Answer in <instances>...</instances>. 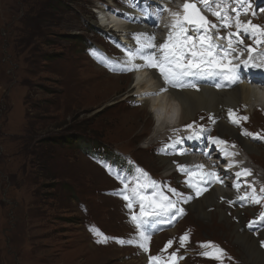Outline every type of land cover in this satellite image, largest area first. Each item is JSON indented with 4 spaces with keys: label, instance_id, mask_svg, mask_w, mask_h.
Wrapping results in <instances>:
<instances>
[{
    "label": "rangeland",
    "instance_id": "1",
    "mask_svg": "<svg viewBox=\"0 0 264 264\" xmlns=\"http://www.w3.org/2000/svg\"><path fill=\"white\" fill-rule=\"evenodd\" d=\"M96 2L0 0V264L142 263L130 249H93L90 229L124 236L128 208L106 195L114 180L81 153L83 142L75 148L52 145L86 123L97 135L95 149L130 154L159 173V158L145 149L158 130L156 120L148 108L123 99L132 79L98 69L99 58L88 59L95 54L86 51L93 43H113L109 34L94 32L103 30ZM138 209L134 203L131 212ZM215 214L205 235L204 221L194 214L187 224L199 231L197 239L227 243L243 262V250L225 239L234 229Z\"/></svg>",
    "mask_w": 264,
    "mask_h": 264
},
{
    "label": "snow or ice",
    "instance_id": "2",
    "mask_svg": "<svg viewBox=\"0 0 264 264\" xmlns=\"http://www.w3.org/2000/svg\"><path fill=\"white\" fill-rule=\"evenodd\" d=\"M125 5H133L134 0H122ZM200 3L205 8L211 10V14L217 18L219 23H212L205 15L201 13L200 8L196 3L185 0L181 9L173 11L161 0L157 9L153 12H145V15L154 17L155 27H159L160 21L163 19L164 13H169L171 20L164 27L168 28L167 36L164 40L157 42L155 33L148 32H133L131 38L134 46L123 45L122 58L112 60L108 58L106 64L111 65V70L119 74H135L138 72L152 71L153 75L161 81V86L151 91L136 93L133 97V104L140 106L142 100L150 97H160L169 92V89H184L197 88L195 84L187 83L188 77H220L227 82V86H238L243 83L241 70L243 69H264V53H260V61L256 62V56L252 53L256 52V48L249 45H244V40L241 38V33L253 39L256 45L264 44V27L252 23L251 20L242 21L241 15H248L251 7L250 0H200ZM235 3L236 7H231ZM220 9V10H216ZM264 10V9H262ZM120 9H114L113 14H119ZM253 16L256 12L251 13ZM123 18L131 19L127 13ZM233 24L236 31H228L226 35H220V29H230ZM213 30L216 32L213 37ZM190 31L194 34H189ZM220 40H226V44L219 43ZM234 44L244 45L242 51H237ZM244 51L249 53L247 59L241 60ZM235 61V62H234ZM143 84V78L134 75L133 87ZM217 88H224L225 84L217 83ZM198 90V89H197ZM245 107H247L245 105ZM227 117L232 125L241 129V135L250 137L254 140L264 141V135L261 133H251L243 128L242 121H248L247 115H239L232 108L227 109ZM213 124L216 123L215 118L209 117ZM186 129H192L194 124H187ZM201 130H203L201 128ZM199 135L194 133L189 135L187 139H197ZM209 138L213 144L225 145L227 142L220 138H212L209 133ZM182 138H177L171 145H164L165 148L174 147L175 144L182 143ZM235 147V145H232ZM222 154L227 158L236 156L237 153L228 151L227 148H221ZM183 155V152L180 153ZM236 162H230L229 168L236 167ZM179 171L189 175L187 183L190 187L196 189V195H201L207 191V187H201V184L207 182L224 184V180L215 170L203 171L204 165H196L195 170L189 169L185 165H178ZM142 172V170H137ZM143 175H147L144 173ZM195 175L196 180L191 179ZM252 175V170L242 168L236 171L235 179L232 187L240 193V190L247 181H242L241 177H249ZM117 178L120 179L119 174ZM123 189L118 193L127 201V208L130 210L131 221L137 229V237H130L127 240L119 238H111L120 245H131L140 248L144 253L149 252V241L151 239L150 229L155 220L161 217H168V221L172 222L176 217L184 215V210L177 207L179 201H173L168 196L164 195L159 190L155 181L150 184L137 183L135 187L129 189L128 183L121 179ZM153 187L157 190L152 195H146L144 189ZM248 189L242 195L238 194L234 199H228L229 205L239 203L245 205H261L264 204V186L257 188L248 184ZM174 196H180L175 189L169 188ZM191 197L184 198L186 203ZM221 199H224L223 197ZM134 203L139 204V214L132 213ZM264 227V211L257 214L256 219L249 221L248 227L254 228ZM94 235L103 237L97 239V243H107L109 237L97 229H90ZM189 241V233H185L179 239L181 247H186ZM173 240H169L165 246V251L173 244ZM264 243V242H262ZM201 252L198 254L207 259L220 261L223 264V259L226 255L225 250L211 241L202 242L198 245ZM185 257L177 256L176 252L170 254L168 261H162L160 256H148L149 264H177L178 260Z\"/></svg>",
    "mask_w": 264,
    "mask_h": 264
},
{
    "label": "bare ground",
    "instance_id": "3",
    "mask_svg": "<svg viewBox=\"0 0 264 264\" xmlns=\"http://www.w3.org/2000/svg\"><path fill=\"white\" fill-rule=\"evenodd\" d=\"M255 2H259L261 0H253ZM161 0H151V2H147V0H135L136 11H140L137 13L139 18L141 15H145V11L147 8H152L154 10L157 9ZM164 4L168 5L167 2L162 1ZM251 6L252 0H250ZM264 4L260 3L258 8L253 10L256 12V15H252L253 11H249V20L254 24H262L263 21L257 16L258 12L264 14ZM141 10L144 11L141 13ZM217 10V9H216ZM220 10V9H219ZM207 11L211 13V10L204 11V14H207ZM107 13H101L103 24L108 19H112L114 23H117L119 20ZM150 17H145L141 19V32H145L144 29L150 30ZM240 19L244 21L241 17ZM99 26V25H98ZM129 29L138 30L135 24H129L127 27H117L116 30L119 32H127ZM124 30V31H123ZM169 29H167L168 31ZM228 31L235 32L236 28L232 26ZM161 37H165V31L163 29L160 30ZM241 38L244 40V43H249L250 46L256 48V52L258 54L264 53V44L256 45L254 44V40L250 39L248 36H244L241 33ZM248 39V40H247ZM238 47L239 44H236ZM262 46L261 49L259 47ZM243 49V48H242ZM247 52V51H244ZM260 56V55H259ZM98 68V67H97ZM100 69V68H98ZM102 70V69H100ZM103 71V70H102ZM242 76V75H241ZM111 77V76H110ZM130 77L131 82L129 83V87L127 88L125 94L123 95V99H131L136 93H142L146 90L151 91L157 89L161 86V81L153 75L151 71V75L146 78V81L143 82L142 85L138 84L133 87V76ZM244 78V76H242ZM120 77H111V79H117ZM244 80V79H243ZM256 83H264V78H257L253 80ZM187 83L195 84L197 88H184V89H169L168 95L164 96L158 100H155V103L150 108L152 102H147L142 100L143 106L142 111H148L149 114H152V109L158 108L161 104L164 106L162 109L158 110L157 118L160 123L158 125V130L153 131L152 142L155 141L159 135H167V137L163 140L161 149L164 150V145H171L174 139L171 137V134L178 133L175 130H171L170 123H172V119L177 115V118L181 120V125H187L190 122H194L198 128L204 129L206 132L213 133L218 135L222 139L229 140L233 143H236L241 153L249 158L252 161V166H243L242 168H249L252 170V175L249 177H241L242 181H247V184H244L242 188L247 191L248 184H252L259 191L260 187L264 186V173L260 170L264 171V141L254 140L250 137L242 136L241 129L232 125L229 122L227 117V109L232 108L234 111H237L239 115H246V112H250L246 106L252 107V100L256 98L259 101L261 95L260 93L246 85L244 83L238 86H227V82L224 81L220 77H188L186 78ZM217 83L225 84L224 88H217L215 85ZM198 89V90H197ZM148 110H144V109ZM254 108V118H249L248 121H242V126L244 129L251 133H261L264 135V110L260 109V107ZM251 114V113H250ZM153 117V116H152ZM209 117H213L216 120V123L213 124ZM249 117V116H248ZM158 121V120H157ZM177 137L178 136L177 134ZM182 143L175 144L176 148H178ZM193 152L201 154L202 149L196 146H190ZM240 158V156H237ZM217 163V162H215ZM204 165L203 171L215 170L221 178L224 180V184L221 185L219 183H211L210 181L206 184H201V187H207V191H204L201 195H196V189L190 187L187 181L189 180V175L179 171L178 165H185L189 169L195 170L196 165ZM159 173H154L156 178L161 181H169L174 180L175 176L179 175L181 177V184L175 185L178 188L183 189H191L194 192L195 202L190 208V213L194 214L196 218L203 222V229L207 230L209 216L211 214H215L217 217H221L227 222L229 228H233L234 233L229 236L227 234V238H231L232 241L238 245L243 252L245 253L244 263L250 264H264V227L249 228L247 225L249 221L256 219L257 214L261 211H264V204L261 205H245L241 206L239 203L234 205L228 204V199H234L236 196L234 194L235 189L231 184H227L225 182V178L227 173L222 172L218 169L216 164H210L207 161V157L203 155L202 161H196L193 157H189V152L184 150L183 155H178L175 157H163L159 159ZM177 168V171H175ZM211 168V169H210ZM171 171H175L171 174ZM191 179L196 180V176L193 175ZM235 179V176H234ZM166 195L165 193H163ZM224 199H221V198ZM252 213L255 215L253 216ZM216 218H213L215 221ZM242 226L238 228L237 226ZM226 230V227H223ZM240 229V232L239 230ZM174 232H172L173 235ZM93 249L99 252H105L106 250H100L96 248L95 245L91 244ZM118 249V248H117ZM112 250V252L120 251ZM242 262V264H244Z\"/></svg>",
    "mask_w": 264,
    "mask_h": 264
},
{
    "label": "trees",
    "instance_id": "4",
    "mask_svg": "<svg viewBox=\"0 0 264 264\" xmlns=\"http://www.w3.org/2000/svg\"><path fill=\"white\" fill-rule=\"evenodd\" d=\"M82 126H83V129L82 128H76L74 130L72 136H68L67 135L65 137L54 139L52 141V145H55L58 148H60L62 146L63 147L75 148V145L77 143L83 142L85 145L88 144L89 142L92 141V138L97 136V135L96 134L91 135V133H89L86 130V128H85L86 123H84ZM53 178H54V180H56L55 176H53Z\"/></svg>",
    "mask_w": 264,
    "mask_h": 264
}]
</instances>
